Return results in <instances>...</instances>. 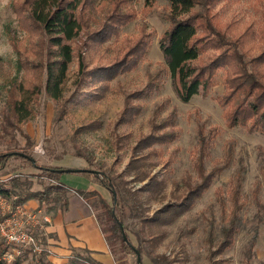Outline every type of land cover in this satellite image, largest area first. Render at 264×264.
<instances>
[{
    "label": "rangeland",
    "instance_id": "obj_1",
    "mask_svg": "<svg viewBox=\"0 0 264 264\" xmlns=\"http://www.w3.org/2000/svg\"><path fill=\"white\" fill-rule=\"evenodd\" d=\"M19 1L0 0V153L27 149L39 165L46 167L84 168L89 166V161L95 167H103L120 184L123 183L124 211L117 207L116 212L124 213L127 233L132 243L140 248V264H264V130L252 132L243 126L227 124L224 108L219 103V97L225 93L223 68L215 74L206 97L197 94L188 102L180 98L159 43L161 35L170 26L169 2L156 0L147 6L145 0L132 1L134 17L120 28V35L134 37L145 28L152 42L136 68L111 80L104 96L97 98L89 95L98 92L99 83L89 78L79 88L77 62L72 63L70 79L64 87L66 114L60 116L58 104L43 93L38 114L22 125V132L5 121L10 86L7 84L25 75L20 62L25 56L15 50L10 39L12 34L20 41L25 37L11 6ZM214 12L219 21L235 33L251 29L253 34L247 45L253 47L249 57L259 52V42L254 44L252 39L256 35L258 40L257 35L264 30V0H221ZM116 42L112 39L104 45L93 44L86 52L89 66L108 64L113 60L117 54ZM159 70L163 72L162 84L147 97L135 99L140 111L131 121L118 122L126 93L144 88L149 75ZM173 112L177 117L176 136L153 142L138 152L145 169L153 168L163 188L157 192L139 190L143 182L126 172L134 148L141 138L153 132V121L158 125ZM4 125L8 126L7 133ZM171 128L168 125L159 132ZM25 134L34 143L32 146ZM201 135L208 143L204 158L206 171L222 167L211 186L182 212H174L169 222L157 220L150 224L144 221L154 219L155 211L169 199L180 201L187 191L186 180L195 182L199 179L197 163ZM42 170L13 156L2 177L9 182L18 178L16 190L25 195L31 188L45 189L51 182L46 176H38ZM61 177L66 181L78 175L65 172ZM238 178L244 203L239 231L234 242L220 251L221 228L230 216L231 187ZM89 197L100 224L104 225L106 217L99 196L90 194ZM108 198L113 204L111 194ZM136 200L142 201V205L135 203ZM106 235L117 264H139L136 253L122 251L119 239L112 241L110 230ZM84 256L92 258L88 253ZM39 258L27 253L22 257L24 264Z\"/></svg>",
    "mask_w": 264,
    "mask_h": 264
},
{
    "label": "trees",
    "instance_id": "obj_2",
    "mask_svg": "<svg viewBox=\"0 0 264 264\" xmlns=\"http://www.w3.org/2000/svg\"><path fill=\"white\" fill-rule=\"evenodd\" d=\"M133 0H21L11 6L17 14L20 29L25 32L24 41H20L16 34L11 35V43L19 54H23L21 64L25 70L22 79L14 78L9 81L7 97V113L5 121L22 131V125L32 120L39 112V103L43 93L58 104L60 116L66 114L64 105V87L70 79V67L77 62L78 80L80 88L90 78L99 83L97 93L89 96L102 98L110 85V81L120 74L132 71L148 53L151 45L150 34L143 28L134 37H121L120 28L128 24L134 17L132 10ZM150 6L156 0H145ZM169 2L168 18L170 26L159 39L160 47L166 57V68L170 72L176 91L180 98L188 102L197 94L206 97L213 85V78L221 68L225 69V93L219 97V103L224 108V118L231 127L243 126L249 131L264 130V30L252 39L259 42V52L252 57L251 48L247 45L253 31L247 29L243 33H235L220 21L214 8L221 0H167ZM103 9V12L101 11ZM115 39L117 54L108 64H98L90 67L86 52L93 44L104 45ZM23 49V51H22ZM161 70L149 75L144 88L126 93L125 104L121 110V119L118 122L131 121L140 111L135 99L150 95L161 83ZM176 113L160 124L152 123L153 132L140 139L134 148V156L130 159L126 172L135 180L143 182L139 190L150 189L160 191L163 185L157 180L158 175L153 168L145 169L144 162L138 156L139 150L151 146L153 142L173 139L176 132ZM4 125L7 133L8 126ZM171 125L169 131L160 133L161 128ZM23 132V131H22ZM30 146L34 143L25 134ZM200 155L197 163L199 179L195 182L185 181L187 191L178 202L168 200L154 213V219L144 221L152 224L169 222L171 215L178 210L183 211L207 190L220 166L206 171L204 158L208 149L204 135L200 138ZM12 152H24L11 154ZM83 157V154H79ZM23 158L30 166L43 169L39 177L46 176L51 182L45 189L29 191L25 195L17 192L18 178L12 182L2 177L3 170L12 157ZM27 149H16L0 153V194L7 197L16 196L14 205L23 204L30 198H35L42 205L49 202L54 193L67 190L61 181L65 172L61 166H42ZM89 161V160H88ZM85 171L75 173L82 175L94 183L107 188L112 196L113 204L96 191H80L83 195L98 194L99 204L103 209L106 221L101 228L106 235L111 231L112 241L120 240L122 251L134 252L140 248L135 246L128 233L122 214L116 212L122 207L124 197L122 184L103 167H95L92 161ZM126 183V182H124ZM241 182L231 187V208L228 221L221 228V238L218 250L223 251L230 246L239 231L243 202L240 196ZM128 189V188H127ZM139 192L134 193L138 195ZM139 206L142 201H135ZM224 204V202H222ZM124 211V209H123ZM175 215V214H174ZM101 223V222H100ZM123 224L128 240L123 237L120 226ZM107 238V237H106ZM109 242V241H108ZM110 245V244H109ZM8 245L5 240L0 241V264H24L22 257L7 262L2 259ZM111 249V248H110ZM112 251V250H111ZM113 253V252H112ZM137 254V253H136ZM27 264H55L46 254ZM60 264H101L94 258L85 257L82 252H75L66 262ZM140 264V263H139Z\"/></svg>",
    "mask_w": 264,
    "mask_h": 264
},
{
    "label": "crops",
    "instance_id": "obj_3",
    "mask_svg": "<svg viewBox=\"0 0 264 264\" xmlns=\"http://www.w3.org/2000/svg\"><path fill=\"white\" fill-rule=\"evenodd\" d=\"M73 178L64 181L61 177L67 190L64 193H54L49 202L41 205L37 199L30 198L22 204L40 215L37 222L30 224L31 230L51 249L46 257L55 264L66 262L75 252L88 253L101 264H117L90 194L87 196L80 193L96 191L109 201L110 191L82 175ZM40 190L43 189L31 188V191ZM41 215H49L51 222H44ZM25 253L34 255L30 251H25L24 255Z\"/></svg>",
    "mask_w": 264,
    "mask_h": 264
},
{
    "label": "built area",
    "instance_id": "obj_4",
    "mask_svg": "<svg viewBox=\"0 0 264 264\" xmlns=\"http://www.w3.org/2000/svg\"><path fill=\"white\" fill-rule=\"evenodd\" d=\"M14 197L0 194V235L8 245L2 259L11 262L23 257L25 251L35 256L50 254L51 249L45 246L31 230L30 224L37 222L40 215L26 209L22 204L14 205ZM44 222H51L49 215H41Z\"/></svg>",
    "mask_w": 264,
    "mask_h": 264
},
{
    "label": "water",
    "instance_id": "obj_5",
    "mask_svg": "<svg viewBox=\"0 0 264 264\" xmlns=\"http://www.w3.org/2000/svg\"><path fill=\"white\" fill-rule=\"evenodd\" d=\"M11 154H21V155H25V156H28L27 154H25L24 152H12ZM30 159L35 162V158L32 157V156H29ZM58 171L60 172H72V173H79V172H82V171H85L87 169H84V168H63V169H57ZM120 226H121V229H122V232H123V237L125 240H128V237L126 235V232H125V229L123 227V224L120 223ZM136 250V253H137V259H138V262L141 263V253L139 252V250L135 249Z\"/></svg>",
    "mask_w": 264,
    "mask_h": 264
}]
</instances>
